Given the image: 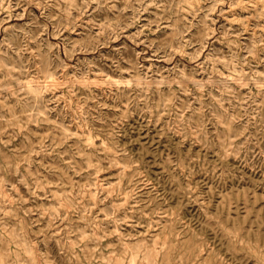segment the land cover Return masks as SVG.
Masks as SVG:
<instances>
[{
  "label": "rangeland",
  "instance_id": "374dc122",
  "mask_svg": "<svg viewBox=\"0 0 264 264\" xmlns=\"http://www.w3.org/2000/svg\"><path fill=\"white\" fill-rule=\"evenodd\" d=\"M0 264H264V0H0Z\"/></svg>",
  "mask_w": 264,
  "mask_h": 264
}]
</instances>
